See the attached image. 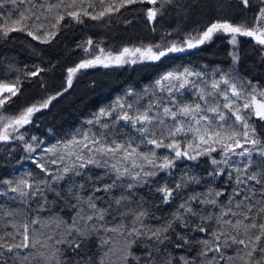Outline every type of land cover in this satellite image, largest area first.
<instances>
[{
    "label": "snow or ice",
    "instance_id": "6c2138e0",
    "mask_svg": "<svg viewBox=\"0 0 264 264\" xmlns=\"http://www.w3.org/2000/svg\"><path fill=\"white\" fill-rule=\"evenodd\" d=\"M237 3L255 9L250 19H217L180 40L169 39L170 31L159 42L113 50L89 36L76 44L84 55L65 69L59 89L14 114L7 109L23 94V80L0 79V144L20 141L34 153L43 142L26 140L27 126L86 70L161 61L218 33L229 37L234 63L238 37L250 38L264 55V0ZM136 5L147 6L139 11L153 31L166 9L186 7L181 0H0V38L20 32L50 44L69 22L105 21ZM48 70L34 66L24 79ZM6 71L21 70L8 64ZM216 73L218 79L206 80L184 68L162 75L151 92L129 89L86 121L97 131L80 130L44 148L47 159L33 158L40 175L0 179V198L25 206L0 201V264H264V83ZM40 86L47 91L46 83ZM189 91L192 98L185 100ZM202 162L208 165L203 172L188 171ZM144 188L176 210L156 216L140 198Z\"/></svg>",
    "mask_w": 264,
    "mask_h": 264
},
{
    "label": "trees",
    "instance_id": "16d2710c",
    "mask_svg": "<svg viewBox=\"0 0 264 264\" xmlns=\"http://www.w3.org/2000/svg\"><path fill=\"white\" fill-rule=\"evenodd\" d=\"M46 2L55 3L56 0H46ZM181 3L186 7L165 10L164 15L158 18V23L154 26L156 31L152 30L153 25H150L139 11L141 7L147 6L136 5L135 11H125L123 15L116 14L106 18L105 21H92L86 18L83 25L69 22L50 44L34 41L20 32L10 34L7 39L0 38V79H15L16 75H20L23 80V94L15 98V103L7 109V112L14 114L26 103L37 101L42 96L59 89L65 76V69L78 62L84 55L81 49L76 48V44L89 36L95 41H103V47L119 50L125 45L159 42L164 33L170 31L174 32V35L169 39L180 40L188 32L203 30L217 19L241 23L245 19H250L255 11L254 8L243 9L237 0H181ZM127 20H131L132 23H126ZM238 41L240 59L236 64H233L229 55L231 46L228 36L218 33L212 41L204 45L170 54L161 61H145L118 69L97 67L78 74L73 87L53 101L49 109L37 114L35 124L27 126L25 139L32 142L30 138L36 136L43 142L34 153H26L20 141L7 145L0 144V179L14 178L26 171L40 175L32 159L40 156L47 159L49 154L43 151L44 148L66 142L80 130L91 128L92 131H97L98 125L93 127L86 124L94 113L110 105L117 97H123L129 89L142 93L148 88L151 92L155 81L169 71L189 68L204 73V79L209 80L218 79L219 73H216L215 77L213 73L219 69L220 72H230L238 77H247L264 83L262 50L248 37H238ZM8 64H13L21 71L7 72ZM34 66L49 70L40 78L24 79V71L31 70ZM191 79L199 83L196 77ZM41 82L46 83L47 91L40 86ZM183 98L185 100L192 98V92H185ZM207 166L202 162L199 169L193 165L188 171L203 172ZM89 171L96 174L100 169L91 168ZM182 171H184L183 166L177 171V176ZM202 187H197V190H202ZM48 195L51 203L54 197L51 193ZM140 198L156 216L162 219L176 210V204L171 206L160 204L157 195L149 188L140 190ZM0 201L6 206L25 207L19 202L14 203L6 198H0ZM59 207L63 209L64 205L60 204ZM60 215H64V212ZM149 223L155 225L158 221L153 220ZM176 251L177 254H182L181 250Z\"/></svg>",
    "mask_w": 264,
    "mask_h": 264
},
{
    "label": "rangeland",
    "instance_id": "374dc122",
    "mask_svg": "<svg viewBox=\"0 0 264 264\" xmlns=\"http://www.w3.org/2000/svg\"><path fill=\"white\" fill-rule=\"evenodd\" d=\"M228 39H229V37H228ZM230 46H231V45H230ZM231 51H232V46H231ZM232 62H233V60H232ZM233 64H236V63L233 62ZM113 68L118 69V68H121V67H113ZM35 143H36V142H33L34 145H35ZM37 148H39V147H37ZM37 148H36V149H37Z\"/></svg>",
    "mask_w": 264,
    "mask_h": 264
}]
</instances>
